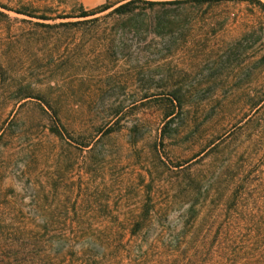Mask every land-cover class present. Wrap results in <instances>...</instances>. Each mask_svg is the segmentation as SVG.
Returning <instances> with one entry per match:
<instances>
[{"label": "trees", "instance_id": "1", "mask_svg": "<svg viewBox=\"0 0 264 264\" xmlns=\"http://www.w3.org/2000/svg\"><path fill=\"white\" fill-rule=\"evenodd\" d=\"M222 1L227 0H106L91 8L71 4L67 10L58 8L64 0L0 1V18L7 29L0 39V89L7 91L2 105H21L34 97L42 110H49L48 134L79 150L83 159L94 158L102 171L104 140L120 135L121 150H129L143 139L138 125L121 121L120 110L152 94L101 99L91 128L68 130L56 99L42 88H32L28 80L15 81L17 75L30 74L34 44L49 43L45 58L54 62L72 60L75 43L79 61L102 70L108 62H125L126 51L141 48L148 31L173 28L178 10ZM234 1L255 4L264 12V0ZM255 65L264 72V52ZM140 87L167 91L164 126L175 117L186 118L190 99L176 93L172 82L147 81ZM99 98L83 101L94 104ZM237 106L249 110L245 125L255 124L252 134L263 143L264 83ZM10 127L2 120L0 137L11 132ZM74 133L78 140L73 144ZM142 158L129 180L116 171L117 205L112 207L105 204L104 182L95 191H79L74 185L65 187L57 169L45 183L33 182L32 208L22 211L21 223L10 225L0 236V264H264V172L244 174L235 162H227L223 173L213 175L206 173L208 162L196 167L188 158L165 164L155 143ZM87 167L81 170L88 173ZM162 170L172 174L160 176Z\"/></svg>", "mask_w": 264, "mask_h": 264}, {"label": "rangeland", "instance_id": "2", "mask_svg": "<svg viewBox=\"0 0 264 264\" xmlns=\"http://www.w3.org/2000/svg\"><path fill=\"white\" fill-rule=\"evenodd\" d=\"M105 1L64 0L58 8L67 10L76 3L91 8ZM173 20L171 29L148 31L141 48L131 46L126 51L125 62L118 66L108 62L102 70L83 65L75 43L71 45L72 60L54 62L45 58L49 43L34 44L33 56L44 57H34L30 74L17 75L15 81L28 80L32 88H42L56 99L68 130L91 128L100 113L101 99L137 98L143 92L152 95L120 110L121 121L130 127L138 125L143 139L129 150H121L120 135L104 140L101 171L94 158L83 159L79 150L48 134L49 110H42L34 97L21 105L3 106L7 91L0 89V122L11 123L8 131L13 128L0 137L1 237L10 225L21 223L22 211L32 208L30 185L45 183L56 169L63 175L65 187L74 185L79 191H95L104 182L105 204L117 205L116 171L125 180L132 178L153 143L165 164L188 158L191 166L208 162L206 173L213 175L223 173L227 162H235L244 174L264 172V142H257L252 134L255 124L245 125L249 110L237 106L245 94H254L264 83V72L255 65L264 52V12L246 1L227 0L212 6L191 5L178 10ZM6 34V21L0 18V39ZM123 81L125 84L119 83ZM147 81L172 82L176 93L188 96L189 111L183 121L175 117L163 125L167 91L140 87ZM88 97L100 98L86 105L83 100ZM72 136L74 144L78 137L75 133ZM257 147L259 150L252 153ZM86 166L88 173L81 170ZM169 174L172 172L162 170L160 176Z\"/></svg>", "mask_w": 264, "mask_h": 264}]
</instances>
